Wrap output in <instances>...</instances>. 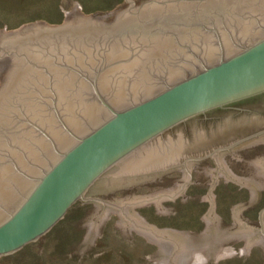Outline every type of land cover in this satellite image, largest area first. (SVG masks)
Returning a JSON list of instances; mask_svg holds the SVG:
<instances>
[{"label": "water", "instance_id": "1", "mask_svg": "<svg viewBox=\"0 0 264 264\" xmlns=\"http://www.w3.org/2000/svg\"><path fill=\"white\" fill-rule=\"evenodd\" d=\"M125 2L0 27V264L80 201L100 212L80 255L119 212L125 238L160 247L155 264L231 259L230 241L247 238L243 254L264 251V138L190 164L189 180L186 166L168 170L184 141L163 137L264 95V0Z\"/></svg>", "mask_w": 264, "mask_h": 264}, {"label": "rangeland", "instance_id": "2", "mask_svg": "<svg viewBox=\"0 0 264 264\" xmlns=\"http://www.w3.org/2000/svg\"><path fill=\"white\" fill-rule=\"evenodd\" d=\"M126 7L125 0H0V27L11 32L42 20L57 26L69 14L92 16L102 11L105 16ZM94 213H100L97 204L85 209V201L78 202L50 233L3 257L1 264H155L153 257L160 247L141 239L140 232L125 238L120 212L104 221L96 246L90 244L88 254L80 255L88 236L83 225L89 224ZM250 240L230 241L233 258L211 264H264L262 247H253V255L243 254L248 253Z\"/></svg>", "mask_w": 264, "mask_h": 264}, {"label": "flooded vegetation", "instance_id": "3", "mask_svg": "<svg viewBox=\"0 0 264 264\" xmlns=\"http://www.w3.org/2000/svg\"><path fill=\"white\" fill-rule=\"evenodd\" d=\"M3 81L2 79L0 86ZM258 114H264V95L199 115L169 130L163 135L164 137L169 134L164 141L178 138L183 140L187 147L182 151L177 161L178 164L175 162L176 164L169 166L168 170L177 171L186 166L190 180L192 170H189L190 164L203 163L208 160L212 163L217 157L227 154L243 144L254 142L257 138H264V125L256 123L255 115ZM17 118L16 115L11 114L10 116L15 125H18L17 120H20ZM197 137H201L202 142L199 144H195ZM237 142L239 143L236 146L231 147ZM218 149L221 150L217 155L210 157ZM156 172L158 173V171Z\"/></svg>", "mask_w": 264, "mask_h": 264}]
</instances>
